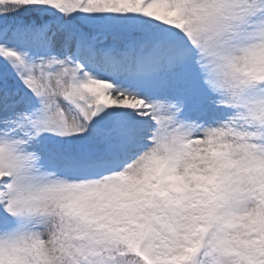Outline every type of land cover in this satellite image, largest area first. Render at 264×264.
<instances>
[{
    "label": "snow or ice",
    "instance_id": "snow-or-ice-1",
    "mask_svg": "<svg viewBox=\"0 0 264 264\" xmlns=\"http://www.w3.org/2000/svg\"><path fill=\"white\" fill-rule=\"evenodd\" d=\"M0 264H264V0H0Z\"/></svg>",
    "mask_w": 264,
    "mask_h": 264
}]
</instances>
